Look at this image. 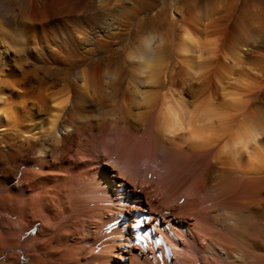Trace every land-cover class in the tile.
<instances>
[{
  "label": "bare ground",
  "instance_id": "1",
  "mask_svg": "<svg viewBox=\"0 0 264 264\" xmlns=\"http://www.w3.org/2000/svg\"><path fill=\"white\" fill-rule=\"evenodd\" d=\"M137 2L0 0L1 231L20 224L10 221L17 213L3 212L8 202L26 203L39 185L55 181L56 197L69 202L64 211L101 220L98 232L108 238L92 264H121L123 244L140 255L151 250L159 264L171 244L180 264H264V97L248 101L233 89L231 83L249 88L234 65L213 73L221 101H199L207 89L174 74L177 66L197 73L206 62L216 70L221 60L243 65V45L227 43L202 17L174 24L149 1L141 8ZM111 143L120 158L108 161L120 169L116 185L107 174L97 178L99 147ZM27 166L34 170L23 171ZM90 175L94 180L84 182ZM118 187L125 193L114 197ZM153 187L166 207L153 206L155 195L146 202L153 208L143 204L141 191ZM128 191L142 201L131 218ZM114 205L113 221L96 216ZM133 230L142 231L144 246L137 247ZM39 252L29 264H46ZM59 258L51 264H68Z\"/></svg>",
  "mask_w": 264,
  "mask_h": 264
},
{
  "label": "rangeland",
  "instance_id": "2",
  "mask_svg": "<svg viewBox=\"0 0 264 264\" xmlns=\"http://www.w3.org/2000/svg\"><path fill=\"white\" fill-rule=\"evenodd\" d=\"M140 1L141 2H139L138 0L137 2L138 8L146 6L145 3L149 1L150 3H147L148 7L150 6L151 8H154L153 6L155 5L156 10H163L165 12V17L162 16L161 18L165 19V21H169L173 23L176 22L174 24L184 22L182 21L184 18L185 20L188 18L187 21H189L190 17H193L191 19H195L196 17L197 18L202 17L198 19L199 20L202 19V22L205 25H208V29L210 30L217 28V29H214L213 31H215V33L218 36L220 35L222 39L225 37V39L223 40L228 39L229 41L227 40L226 41L227 43L230 44V42H232V44L234 45H240V44L243 45L242 46V53H243L242 57L244 59L243 65L241 63L240 64L238 63L237 65V63L234 64V62H224V60H221L220 63L218 64L219 68L217 66L215 70V66L211 65L210 62L205 61L206 63L203 64L202 62L206 59L201 58V59L196 60V63L198 62L199 65L201 63L203 64L201 65V67L203 66V70L201 69L200 71L197 72L199 74L202 71L201 72L202 74L200 73L199 75L197 73H194V71L191 69L189 70L183 69V67L187 68L186 66L176 67L174 74L177 72L176 77L179 75L178 76L179 78L177 79H180V77L184 79L185 77L193 76V78L189 77L190 82L188 80V83H189L188 85L191 84L193 87V84H194L195 89H197L196 87H199V86L203 87L202 89L198 88V90L200 89L205 90V88L207 89L203 92L201 91L200 97L203 98V100H201V98L199 97L200 98V100L198 99L199 101H206L207 100L206 98H212V97L215 100L217 99V101H219L218 98H221L220 101L223 100V97H222L223 91L220 88L221 86L218 88V86L215 84L213 73L219 74V75L221 74L220 76H222V73L225 72L224 67H226L227 65H228L227 66L228 69L226 70H229L230 66L234 65L233 71L236 70L234 71V74L236 77L241 76L242 74L241 72H243L244 70L242 76H244L245 74L247 75V76L245 75L244 77L247 78V81L249 83L248 89L251 88V90H248V89L243 90L244 89L243 88L242 89L243 92H242L238 90V89H241V85L236 84V83H233V84L231 83V86L234 87L232 88L240 92L243 95L245 100L253 101L254 99L258 98L259 95L261 98L259 97L260 99L258 100H262V98L264 97L263 96L264 95V0H148V1L140 0ZM210 23L213 25H211ZM217 32H219V34ZM249 65L251 66L253 65V67H250ZM182 73L184 76L183 75L181 76ZM237 73L238 75H236ZM261 75L262 77H260ZM187 79L185 78V80ZM225 85H227V83ZM232 88H230V86L228 87V89H232ZM208 91L211 93H208ZM256 92L259 93L258 96ZM248 96H251V97L249 98ZM145 130H146V126L141 129V134L144 133ZM115 145L116 143H111V144H108L107 146L105 145V146L99 147L100 148L99 150L103 154V160L101 161L103 162V164H101L102 166L98 169L99 171H98L97 178H100L101 176H104L105 174H107V176L109 177L108 182L112 180V183L116 185L118 180L119 181L122 180L116 177V174H120V169L119 168L115 169L114 165H111V162L108 163L109 160L112 161V163L119 162L120 158H119V155L115 152ZM105 150H107L109 153L108 154L105 153ZM122 165L124 166V163H122ZM31 169L34 170L30 166H27L23 168V171L29 170L32 172ZM94 176L95 175H90L89 177H86L85 178L86 180L84 179V182L91 181L92 178L94 180ZM53 184L55 185V181H51V182L49 181L45 183L43 182V185H39V187L40 186L41 187L38 189L39 190L41 189L42 191L40 192L44 194V197H42L40 200L39 198L36 197V193H35L37 191L38 193L40 192L39 190H35L29 196L28 198L29 200L26 202L27 204L24 202H20V201H11L7 203L6 205L7 207L5 206V208H3L4 213H7V212L11 214L14 212L17 213V215L15 214L13 218H11L10 216V221L12 222L17 221L20 224H18L17 226L18 228L16 230L12 229L11 232L9 231L7 233H2L1 231L2 229L0 228V264H29L32 261V258H33L32 255L35 254L37 251L38 252L40 251L39 252L41 256L40 259L45 258L44 262H46V264L55 263V262H52V260L55 261L56 256L57 258L61 257V260L63 261L67 258L68 260L66 259L65 262H68V264H92L91 261L93 257H95V255L102 254V252L98 250L99 246L104 241V239L108 237H106L102 232H98L99 229H98V226L96 225V222H101V220L97 217L80 215L78 213V209H75V208L69 209L68 211H64L65 208L67 209L68 207L67 204H69V202L66 199L62 200L56 197L55 194H57V191ZM127 184L132 189L136 187L133 184V182H127ZM122 188L123 187H118V189H122ZM153 188H145L144 190L141 191V195L145 200V203L143 201V204L147 205V207L149 208H153L151 206L152 204L153 206H156L158 204L157 206L160 205L159 207H161L162 205L165 206V204L161 203V202H166V201H163V193H161L162 191L160 189L157 191L156 188L154 189ZM111 191H113L112 194L114 195V197L118 193H125L124 189L120 191L113 189ZM45 193H47L46 199H45ZM136 193H137L136 191L127 192L129 196L131 195L128 199L129 200L128 201L129 208L127 211L128 218H131L133 216L132 213L135 210V207H134L135 205L137 207L142 206L141 205L142 201L137 202L136 200L137 199V196L135 195ZM151 195H155L153 198L154 200H152V204L146 203L147 196H151ZM6 196H7V193L3 191V189L0 186V198H6ZM37 200H39L40 202ZM116 200L118 199L116 198ZM164 200L166 199L164 198ZM167 204L168 203H166V205ZM84 205L83 206L85 208L92 207V204H88V205L84 204ZM163 206L161 208H164ZM118 207H119L118 205H114V207L112 208V211H113L112 213L110 210H107L106 212L101 213L99 209L97 211L98 213L96 216L101 217L102 215L101 218L111 222L113 221V218L116 216V214L117 216L119 214L117 211L119 209ZM71 211L73 213L76 212L75 214L77 216L74 215ZM110 216H112L113 218H111ZM132 222L133 221H130V223ZM33 223L35 224L33 225V227H31ZM155 224L158 225L159 223L155 221ZM19 228L25 229L24 232L28 228H30L31 230H29L28 233L26 232L24 233L22 230L21 234L22 233L23 234L18 239L17 232ZM131 228L133 229V227ZM37 232H39L38 235H37ZM130 234L133 235V239L137 247H139L137 242L142 243L143 246L145 245L143 243L144 235L142 231L138 232L137 230H133V231H130ZM167 245H168V242H167ZM168 246H169L168 253L169 254L171 253V255H169V259L166 263L167 264H180V260L176 258V255L174 254V248L172 247L174 245L171 244V246L170 245ZM143 248L146 249V247H143ZM119 249L121 250V252L118 253V255L116 256V259L117 261L119 260L120 261L119 263L121 264H137V262L139 264H146V263L148 264V261H144V259H150L151 262L149 261L150 262L149 264H159L158 261L156 260L157 258L155 254L151 250H148V251L146 250L147 251L146 254L141 253L140 255V251L138 248L130 247L127 244L121 245L120 247H118V250ZM48 250H51V251L48 252ZM114 252L115 251H112L111 254H114ZM151 254L152 255L154 254V255L152 256ZM16 255L20 256L19 261ZM62 255L65 257V259L62 258ZM40 263H42L41 260H40Z\"/></svg>",
  "mask_w": 264,
  "mask_h": 264
}]
</instances>
